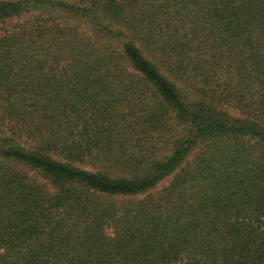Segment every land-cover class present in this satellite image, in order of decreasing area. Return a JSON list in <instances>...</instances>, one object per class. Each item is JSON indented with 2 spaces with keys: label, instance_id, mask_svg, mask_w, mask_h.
Segmentation results:
<instances>
[{
  "label": "trees",
  "instance_id": "trees-1",
  "mask_svg": "<svg viewBox=\"0 0 264 264\" xmlns=\"http://www.w3.org/2000/svg\"><path fill=\"white\" fill-rule=\"evenodd\" d=\"M0 264H264V0H0Z\"/></svg>",
  "mask_w": 264,
  "mask_h": 264
},
{
  "label": "rangeland",
  "instance_id": "rangeland-1",
  "mask_svg": "<svg viewBox=\"0 0 264 264\" xmlns=\"http://www.w3.org/2000/svg\"><path fill=\"white\" fill-rule=\"evenodd\" d=\"M166 185H167V181L164 182V183L162 184V186L159 187V189L162 188V187H164V186H166ZM159 189H157V190H159Z\"/></svg>",
  "mask_w": 264,
  "mask_h": 264
}]
</instances>
